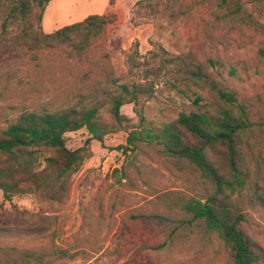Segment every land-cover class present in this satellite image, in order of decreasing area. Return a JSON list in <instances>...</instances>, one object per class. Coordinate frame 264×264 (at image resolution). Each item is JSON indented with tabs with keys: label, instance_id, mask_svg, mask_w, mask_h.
Segmentation results:
<instances>
[{
	"label": "rangeland",
	"instance_id": "rangeland-1",
	"mask_svg": "<svg viewBox=\"0 0 264 264\" xmlns=\"http://www.w3.org/2000/svg\"><path fill=\"white\" fill-rule=\"evenodd\" d=\"M138 1L50 0L45 6V34L89 15L116 16L95 59L24 37L16 23L3 33L1 10L0 129L22 112L87 107L104 91L114 93V85L141 80L152 88L149 96L120 111L138 133L153 129L191 106V94L179 92L182 65L172 62L180 56L205 74L201 103L225 107L217 90L231 92L247 114L246 157L258 186L244 193L242 207L249 234L264 248V0H240L235 18L224 17L213 2L151 0V7L140 9ZM159 46L165 58L157 55ZM36 65L52 67L53 79L37 83ZM87 137L84 130L68 134L67 145L79 146ZM126 138L119 132L102 145L92 142V157L57 196L51 189L7 202L0 192V264H23L22 252L57 250L66 256L30 264H230L203 221L170 212L151 197L178 191L202 198L210 190L207 181L154 143L137 141L122 156L116 148L126 146Z\"/></svg>",
	"mask_w": 264,
	"mask_h": 264
},
{
	"label": "trees",
	"instance_id": "trees-1",
	"mask_svg": "<svg viewBox=\"0 0 264 264\" xmlns=\"http://www.w3.org/2000/svg\"><path fill=\"white\" fill-rule=\"evenodd\" d=\"M49 1L0 0V11L4 13L2 32L16 23L24 37L33 36L37 41L65 47L67 54L86 53L95 59L96 52L105 44L107 28L115 22L116 16L89 15L45 34L40 23ZM150 1L141 0L135 6L146 9L152 6ZM203 2H213L215 10L227 18L239 16L242 9L240 0H201V4ZM167 54L162 46L157 48V55L165 58ZM172 62L182 65L177 69V80L184 89L179 92L191 94V106L153 129L138 133L133 130L131 119L120 111L127 104H137L140 97L149 96L152 88L142 80L116 84L114 93L104 91L98 101L87 107L22 112L1 128L2 198L11 202L15 197L51 189L57 196L67 189L70 177L92 157V142L102 145L107 136L125 132L126 146L116 148L122 156L133 151L137 141L154 143L165 155L194 167L210 187L202 198L171 191L151 195L153 201L170 212L179 211L190 216L192 221H203L207 231L227 253L230 264H264V248L249 234L251 223L242 207L244 193H253L258 186L257 175L246 157V135L250 132L247 114L231 92L217 90L225 107L201 103L204 98L200 92L208 85L202 69L180 56L174 57ZM51 68L36 65L33 69L35 81L40 84L51 81ZM80 130L88 137L79 146L69 147L67 135ZM53 256L63 258L66 253L57 250L38 256L34 252H22L18 257L23 264H30ZM7 264H17V261L9 260Z\"/></svg>",
	"mask_w": 264,
	"mask_h": 264
}]
</instances>
